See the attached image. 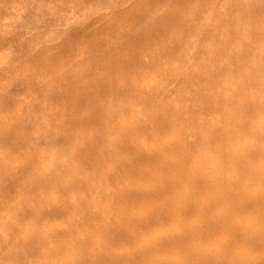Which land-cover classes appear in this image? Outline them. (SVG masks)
I'll use <instances>...</instances> for the list:
<instances>
[{"label": "bare ground", "instance_id": "6f19581e", "mask_svg": "<svg viewBox=\"0 0 264 264\" xmlns=\"http://www.w3.org/2000/svg\"><path fill=\"white\" fill-rule=\"evenodd\" d=\"M0 264H264V0H0Z\"/></svg>", "mask_w": 264, "mask_h": 264}, {"label": "rangeland", "instance_id": "374dc122", "mask_svg": "<svg viewBox=\"0 0 264 264\" xmlns=\"http://www.w3.org/2000/svg\"><path fill=\"white\" fill-rule=\"evenodd\" d=\"M141 1L145 2L146 0H141ZM160 1H162V0H160ZM146 12H147L146 9L139 8V9L133 11L132 13H129V16H132V18L133 17H135V18H137V17L143 18V17L148 16V14Z\"/></svg>", "mask_w": 264, "mask_h": 264}]
</instances>
